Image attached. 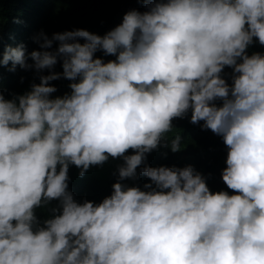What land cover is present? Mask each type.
I'll list each match as a JSON object with an SVG mask.
<instances>
[{
    "label": "clouds",
    "instance_id": "clouds-1",
    "mask_svg": "<svg viewBox=\"0 0 264 264\" xmlns=\"http://www.w3.org/2000/svg\"><path fill=\"white\" fill-rule=\"evenodd\" d=\"M42 27L2 1L0 70L34 75L0 77V264H264V55L246 54L264 0H138L104 36ZM200 129L228 148L227 186L207 184Z\"/></svg>",
    "mask_w": 264,
    "mask_h": 264
},
{
    "label": "trees",
    "instance_id": "trees-1",
    "mask_svg": "<svg viewBox=\"0 0 264 264\" xmlns=\"http://www.w3.org/2000/svg\"><path fill=\"white\" fill-rule=\"evenodd\" d=\"M2 1L8 3L9 14H11V9L19 4H25L26 8H31L33 5L38 6L43 27L36 36H38L41 32H49L51 27H59V23L63 32L84 29L91 33L104 36L107 32L122 23L123 17L127 12L136 10L138 7V0H70L71 4L69 3V0H61L60 4L56 7V13L55 11L51 13L43 10L45 0H34L33 4L31 3V0H0V5H2ZM18 13L20 15H18ZM18 13H16L15 16L21 18L25 23L24 14L21 12ZM81 43H84V41L82 40ZM55 44L58 45V42H55ZM36 45H38V43L34 40L33 46L35 47ZM55 49H51V51H55ZM254 53L264 55V45H261L256 38H253V43L246 49L247 55L251 56ZM17 73H19L20 76ZM32 75H34L33 70H21V68L17 69L15 72L0 70L2 82L4 81L9 87L12 86L11 88L14 91H18L20 88L18 81L20 78ZM232 76L233 69L226 66L221 73V77L225 79L230 86L233 83ZM217 102L222 105V101L218 100ZM221 105L218 104L217 106ZM190 114L191 110H189L187 114L188 117ZM185 124L186 121L178 122V126L181 128ZM216 138H219L220 143L216 140ZM202 140L204 141L205 148L204 152L200 154L199 157L201 161H203V166H205V169L209 172L210 181H208L207 184L227 186L223 182L222 172L227 167V156L225 155L228 154V148L224 144L222 136L216 135L208 129H200L198 130L197 141ZM162 141H166V136ZM162 148L165 149V152L161 158L157 157V160L169 161L171 163H182L184 160L186 161V159L193 157V153L190 149L182 153L181 149L173 152L166 146ZM208 148L214 151L213 158L208 156ZM195 157L199 158L198 156ZM233 194L234 192L231 191V195Z\"/></svg>",
    "mask_w": 264,
    "mask_h": 264
},
{
    "label": "bare ground",
    "instance_id": "bare-ground-1",
    "mask_svg": "<svg viewBox=\"0 0 264 264\" xmlns=\"http://www.w3.org/2000/svg\"><path fill=\"white\" fill-rule=\"evenodd\" d=\"M68 2V1H67ZM65 3V2H64ZM18 15H20L19 13H18ZM119 17H122V16H119ZM118 17V18H119ZM120 19V18H119ZM103 33V32H102ZM104 33H105V31H104ZM18 75H19V73H17ZM15 76V75H14ZM20 76V75H19ZM19 81V80H18ZM12 87V86H11ZM182 123H184V122H182ZM168 148V147H167ZM169 149V148H168ZM199 157V156H198ZM200 158V157H199ZM189 159H191V158H189ZM186 160H188V159H186ZM203 160V159H202ZM205 160H206V158H205ZM185 161V160H184ZM203 162V161H202Z\"/></svg>",
    "mask_w": 264,
    "mask_h": 264
}]
</instances>
